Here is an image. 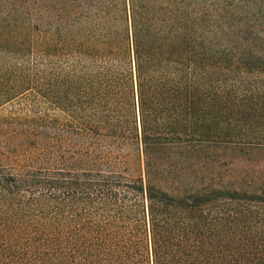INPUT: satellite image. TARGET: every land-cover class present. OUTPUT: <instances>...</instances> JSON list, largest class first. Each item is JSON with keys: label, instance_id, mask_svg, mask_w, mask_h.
Here are the masks:
<instances>
[{"label": "trees", "instance_id": "obj_1", "mask_svg": "<svg viewBox=\"0 0 264 264\" xmlns=\"http://www.w3.org/2000/svg\"><path fill=\"white\" fill-rule=\"evenodd\" d=\"M34 53L49 109L0 124V264H264V173L221 159L264 154V0H0V107L36 97Z\"/></svg>", "mask_w": 264, "mask_h": 264}, {"label": "rangeland", "instance_id": "obj_2", "mask_svg": "<svg viewBox=\"0 0 264 264\" xmlns=\"http://www.w3.org/2000/svg\"><path fill=\"white\" fill-rule=\"evenodd\" d=\"M28 59V66L33 67L37 63L41 74L36 75L38 82V93L34 96H22L15 101L4 104L0 107V124L3 120L23 113L32 108L37 112L45 114L49 109L48 93V60L47 58L39 57L37 53ZM34 97V98H33ZM6 123V122H5ZM6 130L0 126V147L5 139ZM1 149V148H0ZM221 159L226 162L227 166L222 170L225 182L230 184H255L258 186V174L264 173V154L250 151L245 148H232L224 151L221 154ZM239 187V186H237Z\"/></svg>", "mask_w": 264, "mask_h": 264}]
</instances>
